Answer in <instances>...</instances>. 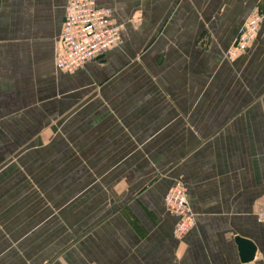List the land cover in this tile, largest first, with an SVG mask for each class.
I'll use <instances>...</instances> for the list:
<instances>
[{"label": "crops", "instance_id": "1", "mask_svg": "<svg viewBox=\"0 0 264 264\" xmlns=\"http://www.w3.org/2000/svg\"><path fill=\"white\" fill-rule=\"evenodd\" d=\"M96 1L112 9L120 39L68 72L55 64L67 0H0V129L26 114L44 126V115L82 109L89 129L105 130L100 144L104 136L120 144L121 164L141 161L145 170L153 163L164 173V180L148 182L159 201L151 208L160 215L140 233L121 234L126 222L116 214L115 232L94 235L100 248L87 251L85 263L264 264V222L256 214L264 205V19L226 62L230 90L203 86L197 43L205 29L236 36L246 13H264V0ZM207 79L217 84L219 76ZM223 94H231V105H214ZM129 143L137 150L124 151ZM123 176L115 173L118 189ZM142 178L139 185H148L149 176ZM177 178L195 213L180 236L163 203ZM237 234L255 243L252 259L241 260ZM0 264H45V258L1 236Z\"/></svg>", "mask_w": 264, "mask_h": 264}, {"label": "rangeland", "instance_id": "2", "mask_svg": "<svg viewBox=\"0 0 264 264\" xmlns=\"http://www.w3.org/2000/svg\"><path fill=\"white\" fill-rule=\"evenodd\" d=\"M248 14L241 19L240 28ZM236 36L233 30L212 33L207 29L197 36L198 49L204 55L203 86L231 89L226 62L236 57L228 51ZM211 76H219L217 84L208 81ZM223 95L213 99V104L230 106L231 94ZM44 119L43 126L35 115L26 114L11 121L8 130L0 129V237L37 255L41 253L45 264L47 260L53 264H86L87 251L100 248L94 235L100 230L115 232L116 214L126 222V228L118 229L121 234L140 233L157 212L160 215V209L151 208L152 201H159L150 193L148 182L155 177L164 180V173L155 171L153 163L147 164L153 174L147 165L141 170V161L121 164L120 144L106 136L100 144L99 137L105 130L89 129L82 109L74 114L44 115ZM125 132L130 138V130ZM127 149L133 152L137 146L129 143L124 151ZM118 171L124 173L121 189L115 185ZM147 175L148 185H139V178L145 180ZM129 180L136 184L131 185ZM175 180L184 183L180 178ZM164 207L173 214L166 203Z\"/></svg>", "mask_w": 264, "mask_h": 264}, {"label": "built area", "instance_id": "3", "mask_svg": "<svg viewBox=\"0 0 264 264\" xmlns=\"http://www.w3.org/2000/svg\"><path fill=\"white\" fill-rule=\"evenodd\" d=\"M263 21V14L255 11L247 17L229 48L230 56H237L254 38ZM121 24L113 19L112 9L96 0H67L60 44L55 55L59 69L72 72L85 61L95 57L120 39ZM168 209L176 216L174 234L182 235L194 222L187 188L175 180L165 194ZM264 222V205L256 210Z\"/></svg>", "mask_w": 264, "mask_h": 264}, {"label": "water", "instance_id": "4", "mask_svg": "<svg viewBox=\"0 0 264 264\" xmlns=\"http://www.w3.org/2000/svg\"><path fill=\"white\" fill-rule=\"evenodd\" d=\"M235 239L238 245L241 260L252 259L257 249L253 240L240 234L235 235Z\"/></svg>", "mask_w": 264, "mask_h": 264}]
</instances>
